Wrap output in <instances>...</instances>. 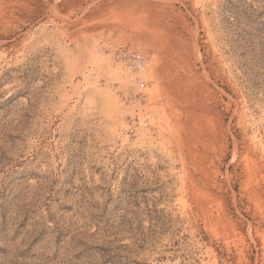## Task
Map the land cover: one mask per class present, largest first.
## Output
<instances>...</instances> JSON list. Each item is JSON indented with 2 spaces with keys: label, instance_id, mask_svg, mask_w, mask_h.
Segmentation results:
<instances>
[{
  "label": "rangeland",
  "instance_id": "obj_1",
  "mask_svg": "<svg viewBox=\"0 0 264 264\" xmlns=\"http://www.w3.org/2000/svg\"><path fill=\"white\" fill-rule=\"evenodd\" d=\"M0 264H264V0H0Z\"/></svg>",
  "mask_w": 264,
  "mask_h": 264
},
{
  "label": "built area",
  "instance_id": "obj_2",
  "mask_svg": "<svg viewBox=\"0 0 264 264\" xmlns=\"http://www.w3.org/2000/svg\"><path fill=\"white\" fill-rule=\"evenodd\" d=\"M121 57L124 58L126 66L131 73L144 76L146 72L147 57L146 53L139 47H132L121 51ZM139 90H143L146 86L144 79L135 78Z\"/></svg>",
  "mask_w": 264,
  "mask_h": 264
}]
</instances>
